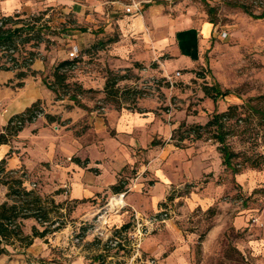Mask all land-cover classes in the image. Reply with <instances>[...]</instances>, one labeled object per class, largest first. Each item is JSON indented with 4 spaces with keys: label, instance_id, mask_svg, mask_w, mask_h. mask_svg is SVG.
<instances>
[{
    "label": "rangeland",
    "instance_id": "rangeland-1",
    "mask_svg": "<svg viewBox=\"0 0 264 264\" xmlns=\"http://www.w3.org/2000/svg\"><path fill=\"white\" fill-rule=\"evenodd\" d=\"M167 2L177 15L192 18L197 24L212 22L218 27L203 48L202 60L191 68L168 70L158 59L119 68L109 53L96 51L85 58L79 51L78 57L59 73L65 76L59 82L54 70L60 53L69 50L62 36V21L40 13L14 16L8 23L26 24L27 29L21 37L24 41L12 53L0 50V65L14 54L18 67L28 71L31 55L43 59L44 81L53 84L59 105L76 111V118L63 120L56 118L58 113L50 114L40 105L41 116H54L45 119L65 143L74 144L72 137H80L84 147L92 143L100 150L115 147L116 141L110 140L117 132L106 118L152 115L157 132H137L140 145L120 138L129 145L128 156L121 157L116 152L108 160L125 162L120 179L127 188L104 197L69 199L65 193L68 188L58 187L61 176L51 168V162L31 170L15 169L23 174L28 189L63 203V226L45 237H36L29 247H10L9 254L0 256V264H264V17H253L238 5L247 4L260 14L264 0ZM221 31H227L228 36L220 38ZM68 53L66 59L72 60ZM6 64L13 65L8 61ZM12 69L17 73L20 70L17 66ZM178 70L180 75H176ZM108 79L114 85L111 94L105 91ZM216 82L228 94L214 99L204 88ZM225 111L226 142L236 153L233 162L238 172L223 164L213 129H202L200 137L193 129ZM88 114L105 118L104 132L96 130L94 122L86 118ZM66 124V132L58 130L57 125ZM165 138L170 143L168 155L178 165L187 164L185 177L189 173L194 176L191 181L182 180V185H167L155 211L149 198V189L155 182L151 174L155 173L144 165H159L165 154ZM178 174L182 176L181 172ZM138 182L144 185H137L142 190L131 196L138 201L133 205L126 195ZM7 190L0 180V202L6 199ZM122 192L126 194L119 203ZM123 205L127 212L122 225L129 227L117 232L122 226L117 227L110 218ZM52 206L49 203L48 207ZM155 217L164 220L147 223ZM138 223L142 224V234ZM33 224L39 225L36 219L25 220L26 233H31Z\"/></svg>",
    "mask_w": 264,
    "mask_h": 264
},
{
    "label": "crops",
    "instance_id": "crops-1",
    "mask_svg": "<svg viewBox=\"0 0 264 264\" xmlns=\"http://www.w3.org/2000/svg\"><path fill=\"white\" fill-rule=\"evenodd\" d=\"M137 1L141 2V12L129 13L126 7L133 0H0V13L52 15L63 23L65 32L62 36L68 51L77 46L85 58L96 51L109 53L119 68H130L158 59L168 70L188 69L202 60L203 48L218 31L216 25L208 21L197 24L192 18L177 15L168 0ZM68 51L63 50L58 61L66 60ZM31 68L37 73L22 78L17 77L16 70H0V131L12 116L25 111L35 102H39L50 114L58 113L56 118H76V111L59 105L61 101L55 98L54 90L44 81L46 64L43 59L36 57ZM53 117L41 116L9 142L0 144V160H6L7 169L30 170L43 162H51V168L61 176L58 187H67L65 193L71 200L100 198L116 192L114 186L125 183L120 179V172L126 164L109 161L108 158L114 157L116 152L121 157L128 156L129 145L121 142L120 138L126 137L129 143L138 145L139 142L140 145L137 132L145 131L147 135L154 129L157 132L156 118L152 115L148 118H106L117 132L116 137L110 140H115L116 145L100 150L96 143L84 147L80 137H72L74 144L65 143L45 119ZM86 118L94 122L97 131H105V118L89 114ZM68 125L57 127L59 131L66 132ZM45 135L47 137L42 140ZM164 141L165 154L161 155L159 165L156 162L144 165L145 169L155 173L151 174L155 182L149 189L150 206L155 211L159 209L158 203L164 197L163 190L167 185H182V180L191 181L194 176L189 173L185 177L187 164L182 162L178 165L168 155L169 141L167 138ZM155 143V140L151 141L152 145ZM73 155L85 163L73 160ZM178 172L182 173L181 177ZM137 185L144 183L130 185V193L126 195L133 205H137L138 201L131 196L141 194L139 191L142 190V186ZM126 186L122 185L120 191ZM123 207L110 218L117 227L123 226L122 219L127 212Z\"/></svg>",
    "mask_w": 264,
    "mask_h": 264
},
{
    "label": "trees",
    "instance_id": "trees-1",
    "mask_svg": "<svg viewBox=\"0 0 264 264\" xmlns=\"http://www.w3.org/2000/svg\"><path fill=\"white\" fill-rule=\"evenodd\" d=\"M239 6L243 7L253 17L262 18L264 17V11L260 14H255L253 10L244 3H238ZM14 16L20 17V13L14 15H3L0 13V50L1 51H14L24 31L27 29L26 24L20 25L19 22H15L9 26L8 23L14 19ZM30 32V31H29ZM28 32V33H29ZM28 41V39L26 40ZM12 53V52H11ZM3 64L0 65L1 69H12L17 66L18 70L17 77H27V75H35L37 71L31 68L35 57L30 56L28 63V71L22 70V67H18L17 58L10 54ZM72 60H63L57 64L54 70V75L60 81L65 79V76L59 74L61 70L68 64H71ZM12 62L13 65H7L6 62ZM15 65V66H14ZM49 83V82H47ZM49 87L54 89L53 84L49 83ZM114 85L112 86L110 79L107 80L105 85V91L112 93ZM55 90V89H54ZM205 93L216 99L217 97L225 96L228 91L222 90L219 83L213 85H207L204 88ZM118 93V91H117ZM41 106L39 102L33 103L25 111L12 116L9 123L0 131V144L7 143L10 139L17 135L27 124L34 122L37 118L38 113L41 112ZM229 111V110H228ZM228 111L222 113H216L213 117L205 124H198L193 126L197 136H201L202 129H213L214 138L220 143L219 150L222 154L223 164L227 167L234 169V171H240L239 168L234 164L233 160L236 153L230 149L226 142V132L224 131V123L227 119ZM73 160L79 163L83 162L79 157H74ZM19 170L7 169L6 160H0V180L7 186L8 190L6 193V199L0 202V256L9 254L10 247H29L36 237H45L47 234L57 231L62 228L63 224L60 222L61 217L64 215L61 212L63 209V203H56L54 198H48L41 195L35 189H28L24 183L25 178L23 174L19 173ZM122 185L118 184L114 186L116 192L120 191ZM52 204L51 208L48 205ZM53 212L58 213L54 215ZM36 219L38 224H33L31 233H26L24 230L25 220ZM57 223V226L53 227ZM43 227L42 229L40 228ZM129 224L123 225L117 232L127 230Z\"/></svg>",
    "mask_w": 264,
    "mask_h": 264
},
{
    "label": "built area",
    "instance_id": "built-area-1",
    "mask_svg": "<svg viewBox=\"0 0 264 264\" xmlns=\"http://www.w3.org/2000/svg\"><path fill=\"white\" fill-rule=\"evenodd\" d=\"M141 8H142L141 2H139L137 0H133V2L126 7V12H129V13L141 12ZM219 36H221V38H225V37L228 36V32L227 31H221V32H219ZM78 53H79L78 47L77 46H73L72 49L69 51L68 55H69V57L71 59H74L75 57H78ZM180 73H181L180 71H177L176 75H180ZM42 114H43V111L39 112L38 113V116H41ZM125 194H126L125 192L120 193L118 195L119 196V199H123L124 196H125ZM160 220H164V219L163 218L158 219V218L155 217V218L151 219L150 221H147V223L150 222L151 224H155V223H157ZM141 226H142V224L141 223H138V231H139L140 234H142V231L140 229Z\"/></svg>",
    "mask_w": 264,
    "mask_h": 264
},
{
    "label": "bare ground",
    "instance_id": "bare-ground-1",
    "mask_svg": "<svg viewBox=\"0 0 264 264\" xmlns=\"http://www.w3.org/2000/svg\"><path fill=\"white\" fill-rule=\"evenodd\" d=\"M118 201L120 202V199H118Z\"/></svg>",
    "mask_w": 264,
    "mask_h": 264
}]
</instances>
